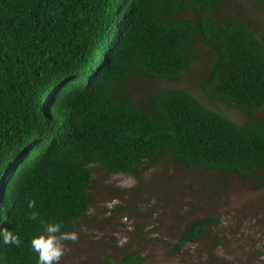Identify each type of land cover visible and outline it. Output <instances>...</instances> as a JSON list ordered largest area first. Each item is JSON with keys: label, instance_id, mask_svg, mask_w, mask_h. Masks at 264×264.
Segmentation results:
<instances>
[{"label": "trees", "instance_id": "1", "mask_svg": "<svg viewBox=\"0 0 264 264\" xmlns=\"http://www.w3.org/2000/svg\"><path fill=\"white\" fill-rule=\"evenodd\" d=\"M250 2L252 12L238 0H0V264H39L31 241L46 223L71 230L94 164L137 177L165 158L264 171V0ZM200 44L198 88L242 121L160 83L189 71ZM213 219L190 221L174 250ZM5 228L19 246L3 243ZM144 259L131 250L98 264Z\"/></svg>", "mask_w": 264, "mask_h": 264}, {"label": "rangeland", "instance_id": "2", "mask_svg": "<svg viewBox=\"0 0 264 264\" xmlns=\"http://www.w3.org/2000/svg\"><path fill=\"white\" fill-rule=\"evenodd\" d=\"M238 1L253 11L250 0ZM201 45L189 71L160 83L184 88L242 121L247 115L198 88L209 60ZM255 116H264V107ZM92 177L90 206L70 230L79 231L80 239L68 244L71 251L59 264H98L103 257L115 262L131 250L145 257L140 264H264V171L241 178L165 158L139 177L94 164ZM204 216L216 219L198 239L174 250L190 221Z\"/></svg>", "mask_w": 264, "mask_h": 264}, {"label": "clouds", "instance_id": "3", "mask_svg": "<svg viewBox=\"0 0 264 264\" xmlns=\"http://www.w3.org/2000/svg\"><path fill=\"white\" fill-rule=\"evenodd\" d=\"M29 208H35V201L28 202ZM38 213L33 212L31 219L35 220ZM60 223H46L44 231L31 241V248L38 254L39 264H59L63 256L71 251L69 243H77L80 239L79 231H61ZM83 231V229H80ZM5 245L19 246L21 241L17 234L7 228L2 231Z\"/></svg>", "mask_w": 264, "mask_h": 264}]
</instances>
